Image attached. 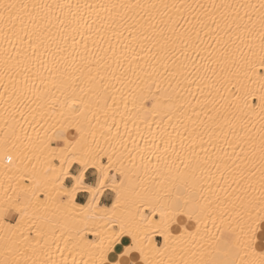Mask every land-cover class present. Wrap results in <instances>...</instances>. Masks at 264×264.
Returning <instances> with one entry per match:
<instances>
[{"label": "snow or ice", "instance_id": "snow-or-ice-1", "mask_svg": "<svg viewBox=\"0 0 264 264\" xmlns=\"http://www.w3.org/2000/svg\"><path fill=\"white\" fill-rule=\"evenodd\" d=\"M261 226L264 0H0V264H264Z\"/></svg>", "mask_w": 264, "mask_h": 264}, {"label": "bare ground", "instance_id": "bare-ground-1", "mask_svg": "<svg viewBox=\"0 0 264 264\" xmlns=\"http://www.w3.org/2000/svg\"><path fill=\"white\" fill-rule=\"evenodd\" d=\"M181 217L184 219V222H179V218H181ZM189 222L192 223V228H190V227L188 226ZM180 224H184L189 230H192V229H194V227H195V222H194V221L189 220L188 218H186V217H184V216H180V217H178V223H177V224H174V225L172 226V230H173V227H174V226H178V228H179V230H180ZM179 230H178L177 232H179ZM173 232H176V231L173 230ZM259 232L264 233V226H261L260 230L257 232V235H258ZM124 240H125V241L127 240V241L129 242V238H127V237H125ZM255 247L257 248L258 251H264V242L261 241V240L258 238V236H257V239H256ZM118 248H119V246L117 247V250H118ZM117 253H118V252L111 253V254H110V259H115ZM136 255L138 256V254H136Z\"/></svg>", "mask_w": 264, "mask_h": 264}, {"label": "crops", "instance_id": "crops-1", "mask_svg": "<svg viewBox=\"0 0 264 264\" xmlns=\"http://www.w3.org/2000/svg\"><path fill=\"white\" fill-rule=\"evenodd\" d=\"M179 222H184V219H183L182 217L179 218ZM188 226H189L190 228H192V223L189 222ZM173 230L177 232V231L179 230L178 226H174V227H173ZM257 236H258V238H259L261 241L264 242V233L259 232ZM126 242H128V241L126 240ZM119 250H120V249L118 248L117 252H118ZM134 255H136V254H134Z\"/></svg>", "mask_w": 264, "mask_h": 264}]
</instances>
